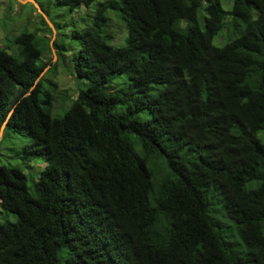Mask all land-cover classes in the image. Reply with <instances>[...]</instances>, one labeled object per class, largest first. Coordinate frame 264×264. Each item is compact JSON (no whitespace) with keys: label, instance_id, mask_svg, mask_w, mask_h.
<instances>
[{"label":"trees","instance_id":"obj_1","mask_svg":"<svg viewBox=\"0 0 264 264\" xmlns=\"http://www.w3.org/2000/svg\"><path fill=\"white\" fill-rule=\"evenodd\" d=\"M69 40L86 84L65 110L42 87L47 40L0 49V128L45 162L30 188L0 166V264H264V0H105Z\"/></svg>","mask_w":264,"mask_h":264},{"label":"rangeland","instance_id":"obj_2","mask_svg":"<svg viewBox=\"0 0 264 264\" xmlns=\"http://www.w3.org/2000/svg\"><path fill=\"white\" fill-rule=\"evenodd\" d=\"M105 0H96L89 8L84 6L75 9L71 12L69 9L56 8L53 5V0H0V49H5L12 56H16L17 50L13 44L14 39L23 32L36 33L38 37L48 41L51 53L43 52V56L38 62L39 64L49 62L44 74L48 69L55 64L56 73L54 77L49 73L45 75L46 80L42 82L43 89H52L49 82L57 84V92L53 93L54 97L59 96L58 93H65V97L69 96L70 101L61 104L60 99H56L54 104L62 105L65 110L74 100L81 90H85V81L78 80L73 71L71 62L72 55L78 50L77 42L69 40L70 33L73 31H82L89 28L93 23V17L99 3ZM222 8L229 12L232 8L233 0H220ZM52 24V34L42 24L41 18ZM106 16L112 20V32L114 40L111 43L113 46H121L127 37V31L121 21L117 18L113 11H108ZM229 17H227V20ZM45 20V19H44ZM70 46L73 52H63L56 54L53 48L54 42ZM227 41L226 31H222L214 37L213 45L221 47ZM43 74V75H44ZM117 82V81H116ZM53 92V90H50ZM64 94H62L63 96ZM60 97V96H59ZM60 107L56 106L53 111V116H59ZM141 120L146 118V115L138 116ZM3 137V138H2ZM29 138L14 134L11 131L3 130L0 136V166L20 167L22 172L27 176L28 187L32 185V180H37L38 174L45 168V162L32 161L29 164L22 165L21 160L17 159L22 148L28 144ZM28 165V166H27ZM10 221L14 222L13 215L1 213L0 223Z\"/></svg>","mask_w":264,"mask_h":264},{"label":"water","instance_id":"obj_3","mask_svg":"<svg viewBox=\"0 0 264 264\" xmlns=\"http://www.w3.org/2000/svg\"><path fill=\"white\" fill-rule=\"evenodd\" d=\"M43 17H44L45 21L48 23V25L52 28V24L47 20L46 16L43 15ZM52 29H53V28H52ZM44 71H45V70H44ZM44 71L40 74V77L44 74ZM40 77H39V78H40ZM4 128H5V126H4V124H3V125L1 126V128H0V136L2 135V132H3Z\"/></svg>","mask_w":264,"mask_h":264}]
</instances>
